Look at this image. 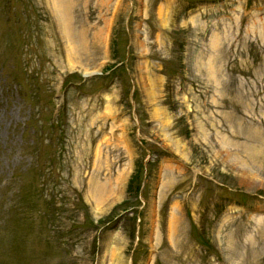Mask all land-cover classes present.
<instances>
[{
    "label": "rangeland",
    "instance_id": "374dc122",
    "mask_svg": "<svg viewBox=\"0 0 264 264\" xmlns=\"http://www.w3.org/2000/svg\"><path fill=\"white\" fill-rule=\"evenodd\" d=\"M263 25L0 0V264H264Z\"/></svg>",
    "mask_w": 264,
    "mask_h": 264
},
{
    "label": "trees",
    "instance_id": "16d2710c",
    "mask_svg": "<svg viewBox=\"0 0 264 264\" xmlns=\"http://www.w3.org/2000/svg\"><path fill=\"white\" fill-rule=\"evenodd\" d=\"M65 81H66V79H65ZM66 82H67V81H66ZM98 222H99V223H101L102 221H101V220H99Z\"/></svg>",
    "mask_w": 264,
    "mask_h": 264
},
{
    "label": "bare ground",
    "instance_id": "6f19581e",
    "mask_svg": "<svg viewBox=\"0 0 264 264\" xmlns=\"http://www.w3.org/2000/svg\"><path fill=\"white\" fill-rule=\"evenodd\" d=\"M258 20V19H257ZM264 26V25H263ZM261 27V26H260ZM264 28V27H263ZM71 60V59H70Z\"/></svg>",
    "mask_w": 264,
    "mask_h": 264
}]
</instances>
